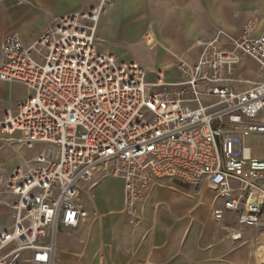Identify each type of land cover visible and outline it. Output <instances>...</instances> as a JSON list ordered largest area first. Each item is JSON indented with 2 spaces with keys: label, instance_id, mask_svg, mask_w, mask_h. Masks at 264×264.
I'll return each mask as SVG.
<instances>
[{
  "label": "built area",
  "instance_id": "built-area-1",
  "mask_svg": "<svg viewBox=\"0 0 264 264\" xmlns=\"http://www.w3.org/2000/svg\"><path fill=\"white\" fill-rule=\"evenodd\" d=\"M91 1L30 46L16 33L3 40L0 82L22 85L28 96L0 121V141L35 156L23 158L4 184L16 200L13 227L0 232V264H55L61 231L88 223L82 185L108 177L123 182V212L136 224L156 185L176 182L212 193L215 221L260 226L264 159L247 147L248 138L264 136L258 20L242 27L231 50L220 33L199 41L197 63L179 65L181 83L149 84L139 63L96 49L100 18L117 0ZM143 43L153 48L157 40L147 32ZM240 56L255 61L260 77L247 90L233 87ZM232 239L241 240L238 230Z\"/></svg>",
  "mask_w": 264,
  "mask_h": 264
},
{
  "label": "crops",
  "instance_id": "crops-1",
  "mask_svg": "<svg viewBox=\"0 0 264 264\" xmlns=\"http://www.w3.org/2000/svg\"><path fill=\"white\" fill-rule=\"evenodd\" d=\"M91 5V0H0V53L6 36L16 33L30 46L55 21L85 13ZM254 18L258 36L264 31V0H117L100 18L96 49L139 63L149 84L159 79L177 84L184 80L179 65L199 60V41L220 33L231 50L229 42L239 39ZM147 32L157 40L153 48L143 43ZM259 80L255 61L240 56L233 87L247 90ZM27 96L24 86L0 82V121L8 110L16 114ZM263 114L257 121L264 124ZM19 137V132L13 135ZM247 147L254 159H264ZM34 156L22 145L0 141V232L13 227L16 200L4 184L23 158ZM86 187L83 203L88 219L95 213L94 223L61 231L55 264H264V216L258 227L239 229L234 217L219 223L211 216L214 195L206 190L160 185L151 201L140 204L143 217L136 224L123 212L121 180L108 177ZM237 230L239 241L232 239Z\"/></svg>",
  "mask_w": 264,
  "mask_h": 264
},
{
  "label": "rangeland",
  "instance_id": "rangeland-1",
  "mask_svg": "<svg viewBox=\"0 0 264 264\" xmlns=\"http://www.w3.org/2000/svg\"><path fill=\"white\" fill-rule=\"evenodd\" d=\"M263 117H264V114H263ZM247 146L252 148V151H253L255 156L256 155L258 157L264 156V138H261V137L249 138L247 141ZM37 150L40 151L41 147H38ZM173 184H177V183L176 182H165V183H161L160 185H173ZM160 185H156V187H158ZM155 188L153 189V191L155 190ZM86 189H87L86 185H82V199L84 197ZM83 201H84V199H83ZM201 205H202V207H200L199 209L196 210L198 213H201L203 211V206H205V203L203 202V203H201ZM92 217H93V220H92ZM94 219H95V213H93V215L90 216L87 224L94 223Z\"/></svg>",
  "mask_w": 264,
  "mask_h": 264
}]
</instances>
